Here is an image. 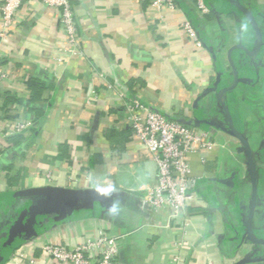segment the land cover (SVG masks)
<instances>
[{
  "label": "crops",
  "instance_id": "crops-1",
  "mask_svg": "<svg viewBox=\"0 0 264 264\" xmlns=\"http://www.w3.org/2000/svg\"><path fill=\"white\" fill-rule=\"evenodd\" d=\"M205 1L208 14L195 0H177L174 9L149 0H72L76 53L55 8L39 0L22 5L15 26L0 36V67L8 73L0 84V130L11 112L33 120L36 107L42 118L22 144L0 139V225L21 207L32 213L35 197L12 195L23 189H88L109 199L66 214L2 264H28L22 253L37 264H58L43 245L75 246L101 229L118 237L123 264H264V0ZM187 19L202 45L183 28ZM33 77L44 82L35 102ZM223 88L257 164L252 228L259 243L248 234L254 190L247 153L217 126L230 128ZM132 98L173 119L217 124L204 126L214 145L188 155L196 193L180 214L146 199L157 164L128 126L124 105Z\"/></svg>",
  "mask_w": 264,
  "mask_h": 264
},
{
  "label": "built area",
  "instance_id": "built-area-1",
  "mask_svg": "<svg viewBox=\"0 0 264 264\" xmlns=\"http://www.w3.org/2000/svg\"><path fill=\"white\" fill-rule=\"evenodd\" d=\"M27 1L29 0H0L4 26L0 36L4 37L15 26L18 12ZM39 1L57 10L60 28L68 42L73 45L71 51L76 53L74 46L78 27L72 0ZM149 2L157 9L178 7L177 0H149ZM195 5L201 13H210V7L205 0H195ZM183 28L197 45H202L191 20H185ZM7 77V71L0 67V84ZM124 107L129 128L135 136L143 140L157 164L155 184L148 189L146 199L156 208L169 204L175 214H180L186 209L189 198L196 193L188 155L214 145L209 130L168 117L135 98L125 103ZM11 114L13 115L10 116V123L0 130V139L28 132L34 126L32 119L19 118L13 112ZM42 249L58 264H123L119 256L118 237L110 235L105 229L99 231L97 238L87 239L75 246L45 244ZM19 256L21 260L27 258L28 264H37L36 260L26 253Z\"/></svg>",
  "mask_w": 264,
  "mask_h": 264
},
{
  "label": "water",
  "instance_id": "water-1",
  "mask_svg": "<svg viewBox=\"0 0 264 264\" xmlns=\"http://www.w3.org/2000/svg\"><path fill=\"white\" fill-rule=\"evenodd\" d=\"M257 37H258V45H261V31L256 27ZM240 47V46H237ZM244 49V46H241ZM257 50V49H256ZM255 52V51H253ZM253 52H249L252 54ZM230 57V55H229ZM230 66L233 67L234 71H236L235 65L230 58ZM218 68L219 63L217 62ZM221 79V71L219 70L218 81ZM238 81V77H236L235 84ZM228 91L227 88H223L219 92V99L224 107L226 112L228 122L230 124V128L225 126L217 125L215 122L207 121L205 119H200L197 122L193 121H182L187 124H192L198 127H204L205 125H217L222 129L226 130L227 132L231 133L238 137L244 145L243 150L247 153V165L251 175V180L253 184V201L251 206V212L249 216V228L248 234L250 239L255 242L259 243L261 240L257 239L254 236L253 228H252V220H253V213L255 210V201H256V191H257V183H258V169L257 164L255 162L251 147L248 141L243 137V135L237 130L234 126L233 118L231 116L229 107L225 103V94ZM178 120V119H177ZM13 196H27V197H35L33 203V211L31 216H35L36 214L42 213L46 214L51 217V222L53 224H60L63 220V217L66 214H72L76 210H80L83 208H89L93 204L94 201H108L109 193L105 191H91L88 189H69L65 187H39V188H30V189H23L19 191H15L12 194ZM20 227V223L17 222L11 229V232L7 239L1 243L0 245V264L6 261L12 253L23 244V241L17 235L18 229Z\"/></svg>",
  "mask_w": 264,
  "mask_h": 264
},
{
  "label": "trees",
  "instance_id": "trees-1",
  "mask_svg": "<svg viewBox=\"0 0 264 264\" xmlns=\"http://www.w3.org/2000/svg\"><path fill=\"white\" fill-rule=\"evenodd\" d=\"M33 81L36 80V83L32 85V93H31V101L35 102L38 98L41 97L42 95V90H43V83L39 82L38 78L36 79L35 77L32 78ZM8 98L11 99V101L17 99L15 96L9 94ZM33 111L35 112V118H33L34 126L31 128L30 131H36L41 123V109L32 107ZM190 125V124H187ZM9 140L11 139L12 143L14 145L17 144H22L24 140V135L23 133L16 134L13 136L8 137ZM1 153V150H0ZM11 166H8V169L10 171ZM9 174V173H8ZM1 198V197H0ZM7 198H12L11 195H7ZM23 216L20 222V227L18 229L17 235L19 238L24 242L27 240H30L36 233L46 230L52 225L51 222V217L46 215V214H36L35 216H31V212L27 209V207H21L19 208L15 215H13L10 220L3 224L0 225V245L2 242H4L7 237L9 236L11 232V228L13 224L20 219V216Z\"/></svg>",
  "mask_w": 264,
  "mask_h": 264
}]
</instances>
